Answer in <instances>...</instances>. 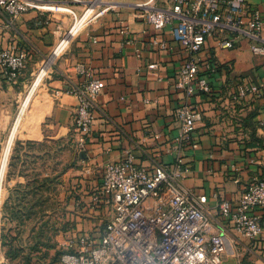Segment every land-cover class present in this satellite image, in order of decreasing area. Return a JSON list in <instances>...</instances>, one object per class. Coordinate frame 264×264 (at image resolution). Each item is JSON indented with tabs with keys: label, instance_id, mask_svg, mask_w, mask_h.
<instances>
[{
	"label": "crops",
	"instance_id": "1",
	"mask_svg": "<svg viewBox=\"0 0 264 264\" xmlns=\"http://www.w3.org/2000/svg\"><path fill=\"white\" fill-rule=\"evenodd\" d=\"M245 1L264 16V0ZM171 2L105 1L103 12L75 31L73 35L78 33L69 44L64 39L56 46L60 15L32 9L8 26L9 16L0 9V49L15 42L28 49V68L39 67L31 85L27 70L15 85L0 76V206L5 181L7 197L15 187L30 189L33 168L27 169L29 162L47 158L45 153L52 148L71 155L73 163L64 175L72 171L78 175L70 180L77 184L72 187H77L80 197H71L67 205L74 207L75 213L90 217L97 212L90 207L91 195L102 186L107 162L120 160L129 151L136 163L146 168L174 162L175 154L168 148L179 134L176 109L186 102V95L176 88L186 52L169 27L156 30L138 17L139 4L166 8ZM154 38L167 41L168 48L155 47L151 43ZM200 58H211L218 69L209 77L212 91H198L188 100L200 115L184 149L183 183L206 195L213 215L234 234L236 253L223 255L225 264H264V213L263 233L256 240L230 227L219 213L221 199L236 202L254 180L264 178V129L260 125L264 117V57L253 54L246 39H239L233 48H223L211 37ZM153 64L155 67L150 68ZM77 66L92 72L102 83L84 149L78 148L73 131L77 97L66 93L85 82L86 75ZM242 80L263 83L260 95L233 100L232 94ZM24 105L28 115L22 118ZM14 160L15 167H10ZM24 161L25 174L20 173ZM8 170L13 172L9 176ZM39 173L42 180L50 175L49 170Z\"/></svg>",
	"mask_w": 264,
	"mask_h": 264
},
{
	"label": "built area",
	"instance_id": "2",
	"mask_svg": "<svg viewBox=\"0 0 264 264\" xmlns=\"http://www.w3.org/2000/svg\"><path fill=\"white\" fill-rule=\"evenodd\" d=\"M73 1L89 0H0V9L9 16L8 26H13L32 9L55 13L51 6L60 8L63 2ZM95 2L90 1L89 8ZM138 7V17L156 30L169 27L174 40L186 52L176 82V88L186 95V102L176 109L179 134L168 148L175 160L146 168L138 165L129 151L124 158L107 162L102 186L92 193L90 206L108 214L103 230L74 233L65 242L71 251L62 255V263L225 264L223 255L236 253L234 234L213 215L207 196L183 183L184 149L200 115L188 100L198 91H212L209 77L217 72L218 65L211 58H200L209 38H216L223 48H233L239 39H246L252 53L264 57V16L245 0H172L166 8L144 3ZM60 16L58 30L66 23V17ZM70 31L71 28L66 30L62 38H67L68 44L74 36H70ZM151 43L162 50L168 48L163 39L154 38ZM28 64L29 51L19 44L11 42L0 49V76L7 83L18 84ZM77 69L86 75L85 82L68 88L66 93L77 97L73 131L78 148L84 149L94 125L102 83L83 66ZM262 88L263 83L242 80L232 98L239 102L249 94L260 95ZM260 125L264 129V117ZM219 213L230 227L250 239H258L263 233L264 178L254 180L236 202L221 199Z\"/></svg>",
	"mask_w": 264,
	"mask_h": 264
},
{
	"label": "rangeland",
	"instance_id": "3",
	"mask_svg": "<svg viewBox=\"0 0 264 264\" xmlns=\"http://www.w3.org/2000/svg\"><path fill=\"white\" fill-rule=\"evenodd\" d=\"M90 1L96 0H89L84 3L75 1L63 2L60 4V8L53 6L52 9L55 10L56 14L66 17V26L60 29L58 33L60 37L55 46L62 40L65 30L70 29L74 21L89 9ZM100 1L96 3L98 6L90 13L82 27L92 22L99 12L106 8L104 2L110 0ZM55 46L52 48V52ZM50 55L44 60L46 61ZM59 56L52 63L49 73L52 71ZM26 70L27 76L30 78L28 84L31 85L39 67L35 66V68ZM48 74L45 75L44 81ZM23 107H25V111L22 118L28 115L26 111L27 105ZM8 138L7 143L9 144ZM17 149L19 150L20 147H17ZM17 149L15 148V150ZM57 151L58 149L52 148L50 152L45 153V155L48 153L47 158L42 161L34 158L29 162L27 169L33 168V175L30 176L33 185L30 189L21 191L15 187L7 197L5 181L4 195L0 206V264H63L62 255L71 251V248L65 242H69L73 238L74 233L80 231V229L90 230L95 233L103 230L108 216L106 212L97 211L94 212L93 217H90L79 212L75 213L74 207L67 205L68 199L71 197H80L77 187H72L77 186V184H71L70 180V178L76 180L78 175H73L74 171L64 175L73 160L70 154L66 153L63 155V153L61 154ZM25 161L21 164L20 169V173L23 174H25L23 169ZM15 164L16 161L14 160L10 167L12 165L15 167ZM42 170H49L50 172V175L44 177L43 180L39 173ZM8 171V176L13 173L10 170ZM4 235H6L5 238L8 240L6 245L2 242ZM230 262L232 263L233 260Z\"/></svg>",
	"mask_w": 264,
	"mask_h": 264
},
{
	"label": "bare ground",
	"instance_id": "4",
	"mask_svg": "<svg viewBox=\"0 0 264 264\" xmlns=\"http://www.w3.org/2000/svg\"><path fill=\"white\" fill-rule=\"evenodd\" d=\"M99 2H101V1L100 0H96V2L94 3V5H92L89 9H87V11H85L82 16L78 17L74 21V23L71 26L70 36H72L75 31H77L78 29H80L84 25V23L86 22V20L88 19L90 13L93 10L92 7H95L96 6V3H99ZM50 8H53V6H51Z\"/></svg>",
	"mask_w": 264,
	"mask_h": 264
},
{
	"label": "trees",
	"instance_id": "5",
	"mask_svg": "<svg viewBox=\"0 0 264 264\" xmlns=\"http://www.w3.org/2000/svg\"><path fill=\"white\" fill-rule=\"evenodd\" d=\"M5 236H6V235L3 236V240H2V242H3L4 245H6L7 242H8V240L5 238Z\"/></svg>",
	"mask_w": 264,
	"mask_h": 264
},
{
	"label": "water",
	"instance_id": "6",
	"mask_svg": "<svg viewBox=\"0 0 264 264\" xmlns=\"http://www.w3.org/2000/svg\"><path fill=\"white\" fill-rule=\"evenodd\" d=\"M83 154V153H82Z\"/></svg>",
	"mask_w": 264,
	"mask_h": 264
}]
</instances>
